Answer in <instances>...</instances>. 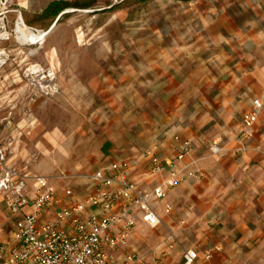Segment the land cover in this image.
Returning <instances> with one entry per match:
<instances>
[{
  "label": "crops",
  "instance_id": "crops-1",
  "mask_svg": "<svg viewBox=\"0 0 264 264\" xmlns=\"http://www.w3.org/2000/svg\"><path fill=\"white\" fill-rule=\"evenodd\" d=\"M215 18L220 19L205 36L162 47L141 66L130 64L126 78L112 80L113 104L103 109L96 139L89 130L48 134L51 145L32 173L49 178L59 201L42 212V221L87 197L91 175L115 160H128L130 177L143 189L153 188L168 171L149 176L147 152L167 166L190 140L185 161L202 175L183 179L156 204L159 226L138 220L130 248L148 261L161 256L165 264H182L187 249L198 252L195 264H264V125L259 122L250 138L240 133L252 98H264V23L240 27L226 15ZM214 142L221 148L217 153L211 150ZM15 157L18 153L9 155L11 164ZM89 165L96 169L90 172ZM12 216L13 228H0V237L16 246L20 216ZM168 236L173 247L162 254L160 243ZM123 254L115 250L114 260L120 262Z\"/></svg>",
  "mask_w": 264,
  "mask_h": 264
},
{
  "label": "rangeland",
  "instance_id": "rangeland-1",
  "mask_svg": "<svg viewBox=\"0 0 264 264\" xmlns=\"http://www.w3.org/2000/svg\"><path fill=\"white\" fill-rule=\"evenodd\" d=\"M51 1L0 4V139L30 175L50 134L89 130L96 139L103 109L113 104L111 82L126 78L130 64L205 36L216 14L234 26L264 23V0H68L81 4L56 18L42 15ZM18 21L49 32L32 44L16 31ZM14 223L0 200V228Z\"/></svg>",
  "mask_w": 264,
  "mask_h": 264
},
{
  "label": "built area",
  "instance_id": "built-area-1",
  "mask_svg": "<svg viewBox=\"0 0 264 264\" xmlns=\"http://www.w3.org/2000/svg\"><path fill=\"white\" fill-rule=\"evenodd\" d=\"M15 0H0L7 6ZM25 33L34 30L23 26ZM24 33V34H25ZM26 35V34H25ZM264 98H252L251 107L244 112L240 133L244 138L254 134V128L264 125ZM192 150V142L184 141L177 161L163 165L160 158L149 150V176L167 169L168 173L151 189H143L129 175L128 160L110 162L91 175L92 188L84 199H76L59 209L54 219L42 221V212L59 201L56 187L49 178L23 172L11 164L8 147L0 139V198L10 214L20 216L16 222L18 244L11 246L0 237L1 264H165L161 256L148 261L130 248V239L139 219L150 227L161 224L156 204L165 199L168 191L185 178H199L185 157ZM213 153L221 150L214 142ZM32 181V186L29 182ZM67 193H71L68 188ZM93 210L84 215L88 208ZM167 210L170 206L167 205ZM67 224V225H66ZM174 238L168 236L162 254H168ZM123 249L120 262L114 260L115 250ZM211 252H207V257ZM198 252L187 249L182 264H195Z\"/></svg>",
  "mask_w": 264,
  "mask_h": 264
},
{
  "label": "trees",
  "instance_id": "trees-1",
  "mask_svg": "<svg viewBox=\"0 0 264 264\" xmlns=\"http://www.w3.org/2000/svg\"><path fill=\"white\" fill-rule=\"evenodd\" d=\"M81 4V2H71L68 0H52L49 4L44 8L42 15L50 16L56 18L63 9L70 7L72 5ZM90 2L85 3L84 5H90Z\"/></svg>",
  "mask_w": 264,
  "mask_h": 264
},
{
  "label": "bare ground",
  "instance_id": "bare-ground-1",
  "mask_svg": "<svg viewBox=\"0 0 264 264\" xmlns=\"http://www.w3.org/2000/svg\"><path fill=\"white\" fill-rule=\"evenodd\" d=\"M21 18V17H20ZM24 27H23V22L21 23V21H18L17 22V25H16V31L18 33H25V30H23ZM49 31L47 30H44L42 32H40L39 34H36V33H29V36L33 39V42L32 44L34 43H39V41H41L44 36H46L48 34ZM26 35H28V33H25ZM17 38V37H16ZM28 38V37H27Z\"/></svg>",
  "mask_w": 264,
  "mask_h": 264
}]
</instances>
